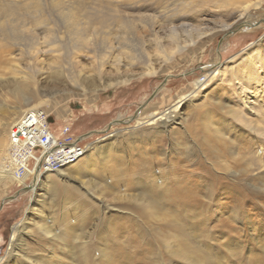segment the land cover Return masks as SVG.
<instances>
[{
	"label": "rangeland",
	"instance_id": "rangeland-1",
	"mask_svg": "<svg viewBox=\"0 0 264 264\" xmlns=\"http://www.w3.org/2000/svg\"><path fill=\"white\" fill-rule=\"evenodd\" d=\"M39 1L0 25V139L10 142L2 130L16 107L34 104L22 115L47 110L48 141L70 125L97 152L12 200L34 178L0 181V264H264V136L235 118L226 78L194 85L211 63L228 64V74L254 60L247 52L264 36V0L224 30L227 14L202 0ZM71 5L79 17L67 23ZM202 21L213 29L156 61L171 22ZM123 44L142 53L134 65ZM147 61L156 74L141 71ZM175 103L172 119L151 122ZM3 152L0 169L12 168Z\"/></svg>",
	"mask_w": 264,
	"mask_h": 264
},
{
	"label": "bare ground",
	"instance_id": "bare-ground-1",
	"mask_svg": "<svg viewBox=\"0 0 264 264\" xmlns=\"http://www.w3.org/2000/svg\"><path fill=\"white\" fill-rule=\"evenodd\" d=\"M54 1H57L59 3L65 2V0H54ZM262 2H263V0H202L201 6H204L205 4L211 5V9L210 8L207 9V8L203 7L204 10H207L209 13H213L215 11V13H217L219 15H226L227 14V16L229 17L228 20L221 22V26H220L222 28V30H224V29H228L233 24V22L235 20L246 15L248 10L251 7H259ZM73 3H74V1H71L72 5H73ZM23 4L29 8H31L34 5V7L36 9H38L39 6L41 5L39 0H35L34 3L32 2V0H0V25L1 26H4V25L5 26L6 25L11 26L12 23L14 22V20L18 19V16H16V18L11 19L10 18L11 16L26 15L27 14L26 11H19L17 9V8H22ZM72 5H71L72 8L69 7L70 9L67 10V12H68L67 18H66L67 23H69L70 21L72 22V20H74L77 16L76 14H77L78 10L76 9V7H74ZM56 8H57V6H56ZM57 10H59V9H57ZM61 10L62 9L60 8V11ZM61 16H63V15H61ZM158 16H161V15L159 14ZM77 17H79V16H77ZM181 18H183V17H181ZM183 20H185V19H183ZM173 22L170 23V26L169 25L167 26V31L169 32V33L168 32L167 33H168V37L173 41L174 44H172V41H170L171 43H168L166 45H161L159 38H157L159 52L157 53L158 58L156 59V61H159L161 59L164 60L165 57H168L169 59H171L172 58L171 53L174 50H175V52L185 50V48H187L190 44H194L202 35L206 34L208 31L213 29V28H210L208 25H206L205 21L200 22L199 25L200 26L202 25V27H200V26L199 27H194V26L189 27V25H187L186 22H182V23L180 22L181 24L180 23L176 24ZM43 23H46V21L43 20ZM75 24H77L76 20H75ZM204 24H205V27H203ZM10 28H4V29L2 28V29L4 31L9 30V32L11 33V34L10 33L9 34L13 38L16 39V37L13 35V33H14L13 29H15V28L14 27H10ZM16 29H17V27H16ZM184 34H187V35H184ZM181 36H182V38H181ZM180 38L184 39V40H181ZM187 42H189V44H186ZM31 47L33 49V45ZM123 47H127V49L130 50V55L127 56V58L129 59L128 64L134 65L135 62L133 63V61L138 60L141 57L142 53L137 54L135 47H131V46L129 47L127 44H123L122 49H124ZM122 51L124 53H126L125 50H122ZM143 52H145V54H146V51H143ZM251 52H252V58L254 60L250 59V57L245 59V61L243 63L238 65L237 69L235 68L233 71H229L228 74L226 73V70H225V68L228 66V64L225 67H223L221 62H217V61L215 63L209 64L207 67L209 69V71L206 69L207 73L204 74V78L196 79L194 85H195V89H197L201 85H204L206 83V80L208 81V78H210V80L217 78L218 80H222V81L226 78V80H228L229 83L235 87V98H236L235 103L237 105V108L234 110L235 118L237 120H242L244 123H246V125L248 127L255 130L260 135L262 134L264 136V36H262L255 44L252 45L251 51L247 52L248 55H250ZM160 55H162V56H160ZM159 67L160 66H157L156 63H153V62L149 63L148 62L147 64L144 63L141 71L147 75L156 74ZM16 71H18L20 73V70L16 69ZM22 77L27 78V75H24ZM128 79L129 78L125 77V78H121L120 80H122V82H127ZM20 81H18L17 79H11L10 82H8L7 86L10 87L11 90L16 89L17 87H19ZM24 83L28 84V82L26 83V81H24ZM201 92L203 93V91H201ZM201 92H200V94H201ZM204 96H208V93H204ZM187 98L184 96L183 97L180 96V100H178L176 103H181L184 100H185V102L187 100H191V99H192V101L195 100V98H191V99H187ZM199 99L202 100L203 97L200 96ZM215 100L218 101V98L216 97ZM176 103L172 105L173 108L169 107L170 111L160 112L159 113L160 115H158V116L155 115V116L150 117L151 122H153L159 118L168 117V118L172 119V117H173L172 113H174V111L179 107V105L176 106ZM29 107L30 108L23 109V110H22V107H18V106L16 107L13 117L8 122H6V124L4 125V128L2 130L3 134H6V132H10V135H11V133L13 132V129L15 128L16 123L19 122V120L21 119V117H22L21 115L24 112H26V110L37 108L38 106L33 104V105H30ZM37 110H39V109H37ZM40 110H43V109H40ZM31 113H34V112L28 111V113H26L25 115H28ZM18 114L21 117L19 118V116H18V118H19L18 121L15 124H13L14 119H16V116ZM176 116H177V114H176ZM168 121L169 120L164 121V123H163L164 125L162 124L163 126H166V128H167V126H169ZM11 125H12V128H11ZM7 127H9L10 131L7 129ZM219 132H221V131H219ZM222 133L223 132H221V134ZM224 134L225 133H223L222 135L224 136ZM48 135H49V133H48ZM4 136L0 139V155H2V153H4L3 151L5 150V147L8 146V148H9L8 143L10 144L9 141L7 143ZM85 149L86 150H84L81 147V149H77L69 157L58 158L57 159V166L56 165H48V166L40 167L38 169V171H36V175L34 177V181H33L34 184L32 185L33 191H35L37 189L39 182H43L42 181L43 178H45V180H47L49 182L54 175H58V174H59V176L64 175L66 173V170H68L69 168H71V169L74 168L75 170H77L76 165L79 164L82 161V159H84V157H86V156L88 157L87 162L90 163L91 160H93V158L89 157V156H92V155L94 156V154L90 153V152L95 151V154H96V152H97L96 151V145L89 144V145H87V147ZM78 154H80V155L77 158H75ZM67 158H70V160L68 161ZM87 162H86V164H87ZM2 165H3L2 169H0V181H8V180L16 181L13 169L6 166L5 164H2ZM43 167L45 168V170H43ZM59 167H62V169L59 170ZM18 226H19L18 224L14 226L13 233L11 236V243L12 244L14 241L13 238L15 236V233L19 230Z\"/></svg>",
	"mask_w": 264,
	"mask_h": 264
},
{
	"label": "built area",
	"instance_id": "built-area-1",
	"mask_svg": "<svg viewBox=\"0 0 264 264\" xmlns=\"http://www.w3.org/2000/svg\"><path fill=\"white\" fill-rule=\"evenodd\" d=\"M51 123L47 110H34V113L22 115L15 125L10 137L8 160L21 184L34 178L40 167L57 166L58 158L69 157L81 149L85 139L74 135L70 125H63L59 134H55V141H48V133H54Z\"/></svg>",
	"mask_w": 264,
	"mask_h": 264
},
{
	"label": "water",
	"instance_id": "water-1",
	"mask_svg": "<svg viewBox=\"0 0 264 264\" xmlns=\"http://www.w3.org/2000/svg\"><path fill=\"white\" fill-rule=\"evenodd\" d=\"M153 97H154V94L151 95L149 99L151 100ZM50 120L52 121L53 118L51 117ZM32 185H33V184H32ZM32 185H28V186H26V187L23 188L21 191L17 192V194L11 196L10 199L12 200V199L16 198V197L20 194V192H22V191H27V190H29V189L31 188Z\"/></svg>",
	"mask_w": 264,
	"mask_h": 264
}]
</instances>
